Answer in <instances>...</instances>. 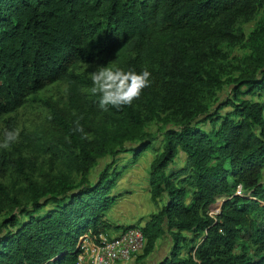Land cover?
I'll use <instances>...</instances> for the list:
<instances>
[{"label": "trees", "instance_id": "obj_1", "mask_svg": "<svg viewBox=\"0 0 264 264\" xmlns=\"http://www.w3.org/2000/svg\"><path fill=\"white\" fill-rule=\"evenodd\" d=\"M258 16L264 0H0V117L64 82L68 110H52L62 149L50 147L75 175L36 187L13 162L29 187L17 198L0 184V205L13 207L0 208V264H78V238L110 229L117 157L147 153L160 209L135 226L140 259L165 237L159 264H264V21L244 28ZM240 43L231 64L222 46ZM81 66L147 67L152 83L103 111ZM80 116L88 140L72 132ZM8 162L0 153V178Z\"/></svg>", "mask_w": 264, "mask_h": 264}, {"label": "rangeland", "instance_id": "obj_2", "mask_svg": "<svg viewBox=\"0 0 264 264\" xmlns=\"http://www.w3.org/2000/svg\"><path fill=\"white\" fill-rule=\"evenodd\" d=\"M263 21L264 17H255L244 28H259ZM221 51L228 55V60L231 64H236L237 61L235 59L244 53L245 48L240 43L235 47L222 46ZM98 67L100 66H81L79 72L89 75L90 72L95 71ZM66 88L67 85L64 82L50 85L31 95L16 112L0 117V139H2L4 129L7 128L9 123H11L8 126L9 130L20 129L18 142L14 143L10 150L0 149V153H4L10 160L6 167H3L0 178V184L10 196L20 198V192L23 193L29 187L28 182L17 172L16 164L13 163L18 160L21 161V159L23 160L24 172L27 174L28 180L36 187L47 185L48 182L54 185L64 176H68V174L69 177L67 179L72 180L75 178L73 173H69L64 161L52 155L53 149L51 148L53 146L57 151L62 149L61 141L56 142L59 135L58 129L52 121V110L63 108L68 110ZM151 156V154L147 153L135 165H129L130 159L127 155L117 157L119 160L116 164L117 168L123 172L112 190L117 201L104 215V220L110 224V229L107 230L106 235H102L103 237L107 239L117 237L122 227L144 226V223L150 220L151 216L160 209L159 204H155L150 200L148 192L147 176ZM109 162V159L99 161L96 170ZM90 178L93 179L94 175H91ZM1 198L2 196H0V200ZM160 203H164L163 198ZM220 205L221 200L219 199L211 206L209 214L214 217L219 213ZM0 208L6 210L11 208V211L13 210V207L6 203L1 204ZM95 238L98 237H94L91 231H88L78 238L77 246L78 243L87 245L90 242L89 240L93 241ZM163 244L161 241L158 242L154 252L143 260L139 258L142 255L141 251L130 260L118 264H159L164 259V252L168 248L165 243ZM84 264H87V262H84Z\"/></svg>", "mask_w": 264, "mask_h": 264}, {"label": "clouds", "instance_id": "obj_3", "mask_svg": "<svg viewBox=\"0 0 264 264\" xmlns=\"http://www.w3.org/2000/svg\"><path fill=\"white\" fill-rule=\"evenodd\" d=\"M92 86L89 89L93 96L98 97V106L101 110L107 111L109 106L120 110L122 107L131 106L133 101L138 100L144 89L151 86V73L144 67L137 73L133 70H127L120 67H98L90 72ZM256 102H260L258 99ZM82 116L74 121L72 132L81 133L84 140L90 139V134L86 133L84 127L80 124ZM20 129H4L3 137L0 139V149L10 150L11 146L18 142ZM70 143V139L66 137ZM243 189V184L238 186Z\"/></svg>", "mask_w": 264, "mask_h": 264}, {"label": "built area", "instance_id": "obj_4", "mask_svg": "<svg viewBox=\"0 0 264 264\" xmlns=\"http://www.w3.org/2000/svg\"><path fill=\"white\" fill-rule=\"evenodd\" d=\"M98 240H89V244L81 245L78 264H118L130 260L140 253L145 246V239L139 227L122 230L115 238L99 235Z\"/></svg>", "mask_w": 264, "mask_h": 264}, {"label": "crops", "instance_id": "obj_5", "mask_svg": "<svg viewBox=\"0 0 264 264\" xmlns=\"http://www.w3.org/2000/svg\"><path fill=\"white\" fill-rule=\"evenodd\" d=\"M122 230H120V232H121ZM162 242V245H164L163 243H165L166 245L165 246H168V248H167V250L164 252V254H165V256L167 255V253H168V250H169V247H170V242H169V240L167 239V238H165V237H163L162 239H160L158 242ZM158 242H157V244H158ZM157 244H156V246H157ZM155 249H156V247H155ZM165 258V257H164Z\"/></svg>", "mask_w": 264, "mask_h": 264}]
</instances>
